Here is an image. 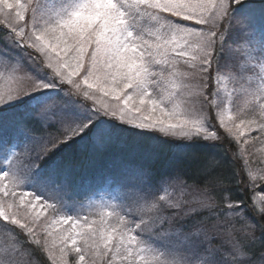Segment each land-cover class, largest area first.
Wrapping results in <instances>:
<instances>
[{"label":"snow or ice","instance_id":"obj_1","mask_svg":"<svg viewBox=\"0 0 264 264\" xmlns=\"http://www.w3.org/2000/svg\"><path fill=\"white\" fill-rule=\"evenodd\" d=\"M257 65L258 112L225 116ZM0 80V264H264V202L215 151L264 137V0H0ZM153 132L182 141L159 170Z\"/></svg>","mask_w":264,"mask_h":264},{"label":"rangeland","instance_id":"obj_2","mask_svg":"<svg viewBox=\"0 0 264 264\" xmlns=\"http://www.w3.org/2000/svg\"><path fill=\"white\" fill-rule=\"evenodd\" d=\"M188 23V22H184ZM183 65H181V69L183 70ZM259 66L257 65V68L253 70V72L249 73L247 76V80H245L242 83H237L235 81L229 82L227 85V91L231 94V100L230 104L226 102L225 105V116L227 115L228 111H231V113L236 116L239 112H244L247 115H255L252 111L253 107L257 108L258 112V106L252 105L249 106L248 104V96L245 93L244 89L247 88L249 91L254 90L260 83V80L258 79L257 73H258ZM252 81L251 85H249L248 81ZM0 86H8V82L6 80H0ZM165 85H162L164 87ZM223 95V94H222ZM215 121V120H213ZM238 122V121H237ZM214 124H217L218 122H213ZM218 133L223 137L222 140H227L231 142L232 140L237 144L238 147V159L242 160V168L244 170L243 178L248 183V187H250L252 190L258 189L260 186L261 188L264 187V181L256 180L250 182L247 178H245V165H247V169L250 170L253 174H264V137H260L259 139H254L255 137L259 136V133L252 132V133H245V135L241 136L239 140H235L233 137L228 136L226 133H224V130L222 128L217 127ZM146 137L151 138L153 142H167L170 144L171 148L174 150H171L170 156H174L177 153H179L181 150L174 147L176 143H180L182 141L179 140H170L169 138L163 137L159 133H148ZM158 137V139L156 138ZM247 141V143H245ZM154 142V143H155ZM221 140L218 142L220 144ZM165 144V143H164ZM202 151V150H200ZM233 158H236L233 155ZM249 188V189H250ZM250 189V190H251ZM112 195H115V190L108 185H105L102 187L98 194L93 197V200L98 201L100 198L109 199ZM161 196H166L167 198H181V199H195L197 196V193L194 190H187L183 194L180 193L178 189L175 187H166L165 190L160 192ZM255 200L257 204L264 202V194H259L255 197ZM82 212L89 214L90 220L91 219H99V216L96 214L98 210H93L92 212H89L88 209V201H84V207L81 210ZM45 220L48 219V217L44 218ZM67 227V225H65ZM12 236L3 231L0 230V250L6 249L11 243H12ZM74 260V256H69L70 264H72V261ZM48 264H51V261L48 260Z\"/></svg>","mask_w":264,"mask_h":264},{"label":"trees","instance_id":"obj_3","mask_svg":"<svg viewBox=\"0 0 264 264\" xmlns=\"http://www.w3.org/2000/svg\"><path fill=\"white\" fill-rule=\"evenodd\" d=\"M215 122V121H213ZM138 142L141 144L143 150L145 152L151 151L154 146L159 147L160 151V158L157 160L154 167H156L159 170L160 163L163 159L170 157V152L173 150L169 143L167 142H158L155 143L151 138H148L145 136L143 137H137L136 138ZM165 143V144H164ZM174 151V150H173ZM215 151L218 153V155L224 160L225 162V171L229 174L232 172H238L240 177L243 180V183L239 186L241 189L240 194L243 196L245 201H248L251 197H256L259 194H264V187L261 188L260 186L256 190H252L250 187H248V183L243 178L244 170L242 168V160L238 159V147L237 144L232 140L231 142L227 140H221L219 147L215 149ZM233 155L236 158H233ZM199 158H203V156H200ZM246 178V176H245ZM251 190H250V189ZM257 203V202H256ZM41 264H48V259L46 258V253L40 257Z\"/></svg>","mask_w":264,"mask_h":264}]
</instances>
